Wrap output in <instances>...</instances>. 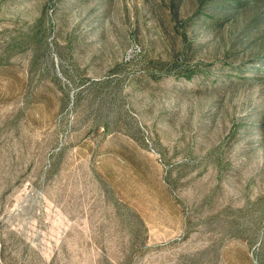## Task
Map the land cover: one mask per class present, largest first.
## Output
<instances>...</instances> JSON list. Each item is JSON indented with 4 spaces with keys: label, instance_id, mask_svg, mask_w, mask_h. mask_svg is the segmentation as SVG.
I'll return each mask as SVG.
<instances>
[{
    "label": "rangeland",
    "instance_id": "obj_1",
    "mask_svg": "<svg viewBox=\"0 0 264 264\" xmlns=\"http://www.w3.org/2000/svg\"><path fill=\"white\" fill-rule=\"evenodd\" d=\"M0 264H264V0H0Z\"/></svg>",
    "mask_w": 264,
    "mask_h": 264
}]
</instances>
